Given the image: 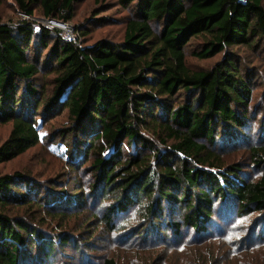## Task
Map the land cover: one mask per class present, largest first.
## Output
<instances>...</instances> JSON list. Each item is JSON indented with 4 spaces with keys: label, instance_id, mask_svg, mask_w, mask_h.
I'll return each instance as SVG.
<instances>
[{
    "label": "trees",
    "instance_id": "obj_1",
    "mask_svg": "<svg viewBox=\"0 0 264 264\" xmlns=\"http://www.w3.org/2000/svg\"><path fill=\"white\" fill-rule=\"evenodd\" d=\"M14 1L22 13L33 15L38 8L45 18L67 23L82 0ZM119 3L130 11L120 41L101 38L84 45L80 37L65 38L62 29L33 20L0 23V122L12 121L0 144V164L40 142L36 116L44 122L66 109L68 125L60 136L73 138L75 156L90 157L85 166L95 175L94 191L105 202L109 225L134 209L128 219L141 224L138 233L154 227L160 232L163 223L178 235L184 228L201 233L217 212L263 213L264 121L258 140L248 146L250 162L261 171L257 179L247 182L242 164L223 163L219 151L235 148L255 121L254 75L231 48L262 49L264 0ZM192 38L200 40L199 57L219 52L224 57L209 69L192 70L187 62ZM50 40L45 63L55 75L42 102L34 80L41 72L39 47ZM81 136L88 139L84 148ZM34 182L31 171H0V264H36L57 253V237H46L23 213L12 215L38 203ZM52 210L46 213L67 217L65 210ZM63 237L62 244H78ZM30 247L39 253L34 262ZM101 264L119 262L107 256Z\"/></svg>",
    "mask_w": 264,
    "mask_h": 264
},
{
    "label": "rangeland",
    "instance_id": "obj_2",
    "mask_svg": "<svg viewBox=\"0 0 264 264\" xmlns=\"http://www.w3.org/2000/svg\"><path fill=\"white\" fill-rule=\"evenodd\" d=\"M0 2V23L15 24L23 19L33 20L38 26L62 29L65 38L76 40L80 37L78 40L84 45L101 38L120 41L124 35L126 18L130 15L128 8L120 4L119 0H82L76 6L72 21L66 23L68 28L63 29L59 24L49 23L38 8L33 15H28L20 12L14 0ZM51 43L52 40L47 47H39L42 53L41 72L35 78L34 85L37 87V99L42 102L53 89L55 71L51 64L45 63ZM199 43L198 38H192L187 47V62L192 70L209 69L224 57L223 52L199 57L196 55ZM31 49L35 53L33 45ZM231 49L237 53L241 66L248 67L254 75L252 113L255 121L251 122L250 134H246L247 137L245 135L235 148L226 147L219 153L223 163H241L243 176L249 182L261 175V171L250 162L248 146L258 140L257 128L264 121V46L257 51L245 45L233 46ZM24 93L26 99L31 101L32 97L26 90ZM42 113L41 106L37 114ZM50 116L52 118L47 116L44 122L42 115L36 116L42 138L35 147L0 164L3 173L31 171L36 195L39 196L38 203L15 209L12 215L20 216L23 213L46 237L58 238L55 239L59 247L56 255L39 259L36 264H101L107 256L115 257L119 264H264V212L233 216L217 212L205 223L206 229L201 233L184 228L178 235L173 234L170 227L166 228L163 223L160 224V232H156L154 227L149 232L144 230L138 233L141 224H136L132 218L128 219L134 209L129 214L116 215L113 227L109 225L104 217L105 202L94 191L95 175L85 166L90 162V157L80 159L75 156L77 152H74L73 138L60 136L68 125L66 109L61 113L53 112ZM11 127L12 121L0 122V144L7 138ZM78 140L82 141L79 146L84 148L88 139L81 136ZM215 147H220L219 142ZM70 150H73L71 154ZM72 164L77 167L74 168ZM51 207L55 210H52L53 213L65 210L67 217L50 216L46 210ZM232 209L236 210L237 207ZM173 216L177 218L178 213ZM67 235L75 238L78 244L71 241L62 244V240L66 239L63 236ZM29 249L34 254V262L39 256L38 250L35 247Z\"/></svg>",
    "mask_w": 264,
    "mask_h": 264
},
{
    "label": "built area",
    "instance_id": "obj_3",
    "mask_svg": "<svg viewBox=\"0 0 264 264\" xmlns=\"http://www.w3.org/2000/svg\"><path fill=\"white\" fill-rule=\"evenodd\" d=\"M49 23L53 24V25H56V24H59L63 29H67L68 26L66 23L64 22H59V21H56V20H53V19H48Z\"/></svg>",
    "mask_w": 264,
    "mask_h": 264
}]
</instances>
